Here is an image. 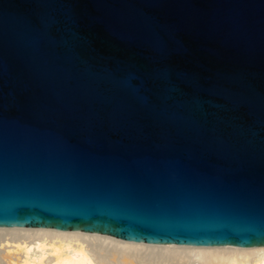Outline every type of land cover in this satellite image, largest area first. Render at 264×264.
<instances>
[{
  "label": "water",
  "instance_id": "1",
  "mask_svg": "<svg viewBox=\"0 0 264 264\" xmlns=\"http://www.w3.org/2000/svg\"><path fill=\"white\" fill-rule=\"evenodd\" d=\"M0 227L264 247V0H0Z\"/></svg>",
  "mask_w": 264,
  "mask_h": 264
},
{
  "label": "bare ground",
  "instance_id": "2",
  "mask_svg": "<svg viewBox=\"0 0 264 264\" xmlns=\"http://www.w3.org/2000/svg\"><path fill=\"white\" fill-rule=\"evenodd\" d=\"M0 264H264V247L153 244L45 227H0Z\"/></svg>",
  "mask_w": 264,
  "mask_h": 264
}]
</instances>
